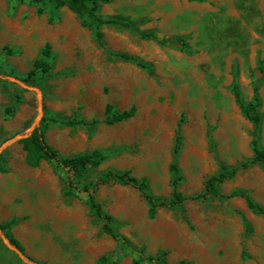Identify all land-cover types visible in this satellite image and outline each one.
<instances>
[{
	"label": "rangeland",
	"instance_id": "rangeland-1",
	"mask_svg": "<svg viewBox=\"0 0 264 264\" xmlns=\"http://www.w3.org/2000/svg\"><path fill=\"white\" fill-rule=\"evenodd\" d=\"M96 13L119 22L100 27L101 42L95 27L84 24L87 16L67 5L0 0V143L22 133L37 114L35 91L11 76L41 91L42 117L97 119L49 123L46 140L61 156L106 154L76 174L50 161L29 167L18 142L1 153L0 223L16 219L8 231L37 264H132L136 254L103 232L80 191L106 169L146 177L151 194L169 197V165L176 161L178 190L191 196L222 165L249 159L252 139L264 148V0H108ZM171 38L175 45L164 42ZM46 43L49 71L28 77ZM234 87L244 102L258 95V128ZM106 104L116 113L134 106L135 114L106 124ZM69 185L79 190L66 196ZM218 188L223 194L242 188L264 206V163L239 170ZM95 198L115 218L116 231L146 255L163 257V264H264V215L240 197L187 199L159 208L154 218L129 186H101ZM0 264L27 263L0 239Z\"/></svg>",
	"mask_w": 264,
	"mask_h": 264
},
{
	"label": "trees",
	"instance_id": "trees-1",
	"mask_svg": "<svg viewBox=\"0 0 264 264\" xmlns=\"http://www.w3.org/2000/svg\"><path fill=\"white\" fill-rule=\"evenodd\" d=\"M35 2H41V0H34ZM108 0H48V2L54 7L59 8L63 5L75 12L76 14L83 16L86 15L88 20L84 21V24L92 25L95 27L96 39L101 42L102 32L100 27L104 24L119 23L114 19H102L96 11L98 9L99 2ZM40 12L41 9L38 8ZM152 36V34H149ZM168 44L175 45L177 39L171 38L164 41ZM119 56L126 60L136 61L141 65L136 58L120 53ZM50 45L46 43L43 47L40 56L33 62V68L28 72V77L34 75L36 70H40L42 73L49 71L50 65ZM23 81H26L23 79ZM256 92V87L254 88ZM234 96L245 114V116L253 122L255 128L259 127L260 114L257 109L259 107V97L255 93L253 101L244 102L241 99L240 93L236 87L233 88ZM11 109H7L6 113L10 112ZM135 114V107L132 106L127 110L121 112H114L110 104L105 106V118L106 124H113L126 120ZM50 122H59L66 126H77V125H90L97 122V119L91 121L85 119L71 118L67 120H58L54 117H42L38 127L26 138L21 139L18 143L21 144L24 151V161L30 167H38L43 161L53 162L57 167L63 169L73 170L76 174H82L88 170L89 167L98 166L103 160L106 159V154L102 150H92L83 154H77L70 157L61 156L58 150L49 144L45 137V130L47 129ZM252 156L249 159L244 160L234 167H227L222 165L220 170L211 176H209L204 184V191L202 193L184 196L179 190L178 185L181 180L179 168L176 161H173L169 165V171L171 174V185L172 192L169 197L153 195L149 192L148 182L146 177L138 178L131 174L130 171H116L113 169H106L102 174L94 181L89 182L87 185H83L80 191L87 194V203L91 211L95 216L102 220V230L105 234L109 235L115 240L121 247L126 248L136 254L137 257H133L132 264H140L141 261H147L151 264H163L164 259L160 256L146 255L143 250L137 247L127 236L118 232L114 228L116 222L115 218L106 212L102 204L96 200L95 193L101 186L107 185H121L129 186L137 190L140 196L146 201L148 205V216L154 218L157 210L161 207L169 209L175 208L187 199H206L209 196H220L223 198L240 197L245 201L246 206L255 214L264 215V206L256 203L247 191L242 188H235L227 194H223L219 191V184L235 176V174L255 163H264V148H260L256 139L251 140ZM180 148V137L176 135L173 153L176 156ZM2 160V154H0V161ZM0 171H5V168L0 163ZM79 190L77 187L68 186L64 194L66 196L74 194V190ZM16 222L15 218H12L6 222L0 223V229L5 233L10 242L15 245L18 249L24 252L22 245L16 240L8 229ZM247 230H250V225L247 220H244Z\"/></svg>",
	"mask_w": 264,
	"mask_h": 264
},
{
	"label": "water",
	"instance_id": "water-1",
	"mask_svg": "<svg viewBox=\"0 0 264 264\" xmlns=\"http://www.w3.org/2000/svg\"><path fill=\"white\" fill-rule=\"evenodd\" d=\"M7 78L15 83H18L22 87H25L27 89H31L35 91L36 93V99H37V114L34 117L33 121L30 123V125L22 132V133H17L13 135L12 137L4 140L2 143H0V154L10 145L19 142L21 139H24L28 137L36 127L39 126L41 118L43 116V104H42V97H41V91L37 87H32L29 85H26L22 80L7 76ZM0 239L4 243V245L11 251H13L17 257L24 261L27 264H37L36 262L30 260L24 252H22L20 249H18L15 245H13L10 240L7 238L5 233L0 229Z\"/></svg>",
	"mask_w": 264,
	"mask_h": 264
},
{
	"label": "crops",
	"instance_id": "crops-1",
	"mask_svg": "<svg viewBox=\"0 0 264 264\" xmlns=\"http://www.w3.org/2000/svg\"><path fill=\"white\" fill-rule=\"evenodd\" d=\"M30 167V166H29Z\"/></svg>",
	"mask_w": 264,
	"mask_h": 264
}]
</instances>
